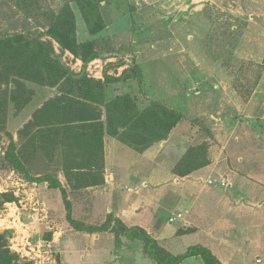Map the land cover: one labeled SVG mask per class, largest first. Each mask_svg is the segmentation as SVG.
I'll return each mask as SVG.
<instances>
[{
  "label": "rangeland",
  "instance_id": "obj_1",
  "mask_svg": "<svg viewBox=\"0 0 264 264\" xmlns=\"http://www.w3.org/2000/svg\"><path fill=\"white\" fill-rule=\"evenodd\" d=\"M77 1L0 0V194L13 196V201L0 206V231L21 264H156L144 251L143 241L129 240L119 228L117 235L110 229L114 221L106 231L94 233L70 224L68 215L80 225L98 227L109 214L118 218L115 214L123 206L147 211L152 205H139L141 196H129L128 185L133 183H81L100 180V172L89 165L97 162L96 147L87 144L94 129H82L79 121L71 120L73 113H79L71 104L78 106L75 101L80 98L71 94L74 86H62V80L50 86L44 70L41 82L40 68L28 70L19 64L17 59H33L30 47L18 57L15 50L32 38L51 42L70 71L109 81L110 96L129 91L137 95L139 107L147 99H157L184 113L186 119L172 129L171 138L179 149L176 155L182 154L178 161L168 157L162 162L164 168L172 165L171 174L167 178L161 172L158 185L164 192L155 219L145 226L151 233L144 229L164 252L179 254L195 243L191 240L175 250L166 239L179 224V219L169 221L174 215L167 216L176 209L174 197L192 193L185 175L174 173L186 168L181 158L194 151L196 162H210L223 154L230 159L254 144L252 127H264V120L255 118L257 107L264 103V0H100L105 28L93 36L86 31ZM68 6L75 17L77 40L98 41L99 59L94 62L83 65L50 35L52 21ZM135 64L140 82L112 80ZM100 119L107 131L104 113ZM67 121V129L59 126ZM261 139L257 145L264 151ZM10 141L30 177L60 179L65 201L59 189L29 180L11 167L5 159ZM74 166L86 170H66ZM180 264L199 263L190 257Z\"/></svg>",
  "mask_w": 264,
  "mask_h": 264
},
{
  "label": "crops",
  "instance_id": "obj_2",
  "mask_svg": "<svg viewBox=\"0 0 264 264\" xmlns=\"http://www.w3.org/2000/svg\"><path fill=\"white\" fill-rule=\"evenodd\" d=\"M93 78L102 80L101 76ZM109 84V81L105 84V100L114 97L108 94L111 87ZM132 95L137 97L136 94ZM255 115L257 121L264 120V103L257 107ZM103 120L92 122H103V125ZM95 132L96 137L101 133L103 145L102 148L100 145L95 148L97 154L93 158H97V162L91 164L90 169L100 172V180H82L81 183H133V186L128 185L131 188L129 196L137 198L139 195V205L143 203L152 206L147 208V211H134V205L123 206L115 215L126 226H139L150 232L145 226H150L151 221L155 219V210L158 209L164 192L163 185H158L163 178L161 172L164 170L167 178L171 174L172 165H166L164 168L162 162L169 158L178 161L182 154L176 155L179 149L171 142L173 131L171 130L167 140L154 143L142 152L134 150L109 134L106 126L92 133ZM251 133L254 144L247 150L232 154V160L228 155L223 154L219 158L218 155L207 165L185 175L186 187L191 188L192 193H179L181 196H175L176 209L167 213V216L181 214L175 217V221L179 219V227L173 228L172 231L175 229V232L166 238L172 248H185L192 240L195 243L187 248L192 245L204 246L222 264H264V151L258 149L257 145L264 137V127H252ZM66 170L83 171L86 168L74 166ZM56 179L62 183L59 178ZM209 179L214 182L208 184L206 181ZM221 181L225 184L222 185ZM176 186L174 184L172 188L175 189ZM183 205L184 209L179 208ZM181 229L185 231L182 232ZM168 251L172 255H178L170 249ZM191 258H196L198 263L202 264L200 258ZM257 258L260 259L259 262Z\"/></svg>",
  "mask_w": 264,
  "mask_h": 264
},
{
  "label": "trees",
  "instance_id": "obj_3",
  "mask_svg": "<svg viewBox=\"0 0 264 264\" xmlns=\"http://www.w3.org/2000/svg\"><path fill=\"white\" fill-rule=\"evenodd\" d=\"M100 0H79L77 1L81 17L84 21L86 31L89 35L93 36L105 28L103 18L99 12L98 4ZM76 24L74 14L68 6L63 10V14L52 21L50 35L59 44L63 51H68L75 58L81 60L85 65L88 62L99 58V53L96 50L98 41L96 39H89L85 41L77 40ZM18 39H22L18 37ZM30 47L35 55L29 61L26 57L24 60H19V64L28 70L40 68L38 71L39 81H43L45 76L44 70L48 74V84L55 86L62 80L60 85L74 86V93H77L80 98L77 102L78 106L71 104V106L79 109L78 116L72 114V121H79L80 127L83 129L92 130L102 128V123H93L105 114L107 132L116 137L122 143L130 146L138 152H142L154 143L163 141L168 138L171 130L182 120L186 119L181 110L169 108L162 102L153 99H147V103L143 107H139L137 97L130 93L117 94L109 100H105V84L107 81L95 79L90 77L84 71L82 73H73L70 71L55 55V49L51 42H45L38 38H32L29 41L18 46L15 50L17 57L20 51H25ZM44 76V77H43ZM115 80H126L129 78H136L138 82L141 81L142 75L140 68L135 64L131 69H124ZM52 79V81H51ZM59 85V86H60ZM73 93V94H74ZM77 100V99H76ZM71 108V110H76ZM71 121V122H72ZM67 122L60 123L67 129ZM51 123V128L54 126ZM44 124V123H41ZM97 134L91 133L88 138V145L97 147L100 145L102 148V138ZM79 137L77 140H80ZM83 140V139H82ZM194 150V149H192ZM193 156V160H192ZM198 156L197 152H186L181 158L182 163L186 166L185 169L177 168L174 173L183 176L190 173L192 170L205 166L209 163L208 160L196 162L194 157ZM5 159L9 162L11 167L18 171L25 173V177L29 180L36 182H47L49 188L59 189L64 201L66 200V192L58 179L51 175H42L40 177H30L24 167L19 155L16 152L15 145L10 141L5 151ZM91 165V163L89 164ZM93 184V183H88ZM13 201L12 194H0V206L4 202ZM70 224L77 230L85 231L88 233L106 231L111 226V230L118 233V228L129 239H138L144 243V251L149 255L156 264H179L184 259L196 256L200 258L203 264H222L212 252L204 246L192 245L187 250L178 255H172L164 252L157 244L156 240L152 238L144 229L139 226H126L120 219L113 217L109 214V218L98 227H86L74 221L68 215ZM0 264H21L18 255L12 253L8 247V241L4 233L0 231Z\"/></svg>",
  "mask_w": 264,
  "mask_h": 264
},
{
  "label": "built area",
  "instance_id": "obj_4",
  "mask_svg": "<svg viewBox=\"0 0 264 264\" xmlns=\"http://www.w3.org/2000/svg\"><path fill=\"white\" fill-rule=\"evenodd\" d=\"M94 61H95V59H94ZM94 61H93V62H94ZM97 61H99V60H97ZM91 62H92V61H91ZM221 184L224 185L225 183L221 181ZM180 215H181V214L178 213L176 216H173V217L171 216V217L169 218V221H170V222L175 221V217H179Z\"/></svg>",
  "mask_w": 264,
  "mask_h": 264
}]
</instances>
